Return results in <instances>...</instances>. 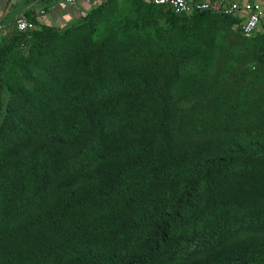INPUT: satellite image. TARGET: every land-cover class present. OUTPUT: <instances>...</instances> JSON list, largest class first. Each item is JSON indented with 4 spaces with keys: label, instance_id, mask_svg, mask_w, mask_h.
Masks as SVG:
<instances>
[{
    "label": "trees",
    "instance_id": "1",
    "mask_svg": "<svg viewBox=\"0 0 264 264\" xmlns=\"http://www.w3.org/2000/svg\"><path fill=\"white\" fill-rule=\"evenodd\" d=\"M58 32H30L47 34L34 49L44 82L11 89L18 104L0 119V264H184L240 231L261 241L198 264H264V133L229 118L223 140L160 148L183 66L201 54L162 48L114 68L113 50L93 60ZM25 142L35 150L7 162ZM234 178L240 192L200 206Z\"/></svg>",
    "mask_w": 264,
    "mask_h": 264
},
{
    "label": "rangeland",
    "instance_id": "2",
    "mask_svg": "<svg viewBox=\"0 0 264 264\" xmlns=\"http://www.w3.org/2000/svg\"><path fill=\"white\" fill-rule=\"evenodd\" d=\"M58 33L65 34L70 50L93 51V60L100 57L103 61L113 50L114 68L131 63L143 52L162 48L201 54L198 61L183 66L187 75L178 81L173 93L172 133L161 149L223 140V126L229 118L251 125L248 136L264 133V30L246 38L228 20L198 16L181 20L165 8L122 0L109 3L94 18L77 21ZM46 36L20 35L15 30L8 36L0 35V119L8 106L18 104L11 89L29 90L43 84L34 49ZM36 146L35 142L23 143L9 153L7 162L28 155ZM77 150L78 145L64 149L61 157L72 156ZM241 182L240 178L231 179L210 194L202 190L200 206L240 192ZM253 240L261 241V235L240 231L210 252L189 256L184 264L201 263L224 249L240 250Z\"/></svg>",
    "mask_w": 264,
    "mask_h": 264
},
{
    "label": "built area",
    "instance_id": "3",
    "mask_svg": "<svg viewBox=\"0 0 264 264\" xmlns=\"http://www.w3.org/2000/svg\"><path fill=\"white\" fill-rule=\"evenodd\" d=\"M109 0H83L90 10L107 3ZM165 8L178 18H190L199 14L214 17H227L236 21L233 28L246 38L252 37L264 30V5L256 3H239L237 0H139ZM73 6L76 0H65ZM14 29L19 34L33 32L34 24L24 15L14 20Z\"/></svg>",
    "mask_w": 264,
    "mask_h": 264
},
{
    "label": "crops",
    "instance_id": "4",
    "mask_svg": "<svg viewBox=\"0 0 264 264\" xmlns=\"http://www.w3.org/2000/svg\"><path fill=\"white\" fill-rule=\"evenodd\" d=\"M237 1L264 5V0ZM90 11L83 0H76L73 6L65 0H0V35L8 36L14 32V20L19 15L29 18L34 24L33 32L38 33L59 31L81 20Z\"/></svg>",
    "mask_w": 264,
    "mask_h": 264
}]
</instances>
